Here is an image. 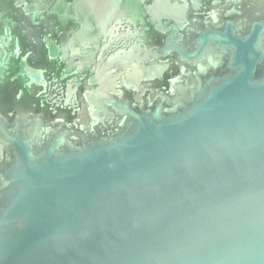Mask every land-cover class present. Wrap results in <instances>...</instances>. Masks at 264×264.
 Wrapping results in <instances>:
<instances>
[{
    "label": "water",
    "instance_id": "obj_1",
    "mask_svg": "<svg viewBox=\"0 0 264 264\" xmlns=\"http://www.w3.org/2000/svg\"><path fill=\"white\" fill-rule=\"evenodd\" d=\"M43 1L0 27L74 22L106 58L82 117L0 102V264H264V0Z\"/></svg>",
    "mask_w": 264,
    "mask_h": 264
},
{
    "label": "flooded vegetation",
    "instance_id": "obj_2",
    "mask_svg": "<svg viewBox=\"0 0 264 264\" xmlns=\"http://www.w3.org/2000/svg\"><path fill=\"white\" fill-rule=\"evenodd\" d=\"M57 0H44L40 4V8L49 10L53 7ZM62 11H70L69 3L73 0H63ZM12 9L5 3H0V10ZM125 20L117 21L122 26L124 23H131V13L129 12ZM92 15V14H90ZM28 23L14 31L13 35H7L2 23L0 27V37H5V41L0 39V102L7 99L9 95L17 98V111H27L35 107L34 111H39L45 114L48 118L54 119L57 117H82L80 112L77 111L79 106L84 105L82 94L85 91L86 85L90 83V78L94 72L99 68L100 64L105 60L106 55L101 54L99 44H103L105 39H102L98 48L88 51L84 54V41L82 38L75 39L79 26L74 22H69L64 25L63 22L56 19L54 25L44 24L41 28H30ZM126 25V24H125ZM23 30H26L24 32ZM81 37V36H80ZM74 43L76 50H79L77 65L68 69L65 74L73 75L70 77L75 80L84 76V82L80 87L77 94V101L71 106H66V93L67 86L65 81L62 80V75L65 72L66 65L71 61L76 54H73L71 48H65L63 51H68L62 54L60 47H65L67 44ZM28 69H36L43 73L42 80L45 81L47 89L44 85L33 84L31 91L25 88V85L30 82V78L25 74ZM76 82V87H77ZM17 85V88L14 86ZM76 88H72L74 91ZM23 93L21 99L19 95ZM72 95V92L70 93ZM3 106L8 107L6 104ZM45 105L46 109L42 107Z\"/></svg>",
    "mask_w": 264,
    "mask_h": 264
}]
</instances>
